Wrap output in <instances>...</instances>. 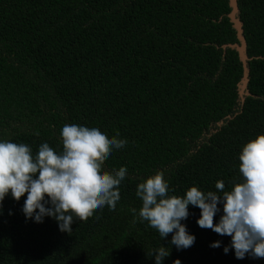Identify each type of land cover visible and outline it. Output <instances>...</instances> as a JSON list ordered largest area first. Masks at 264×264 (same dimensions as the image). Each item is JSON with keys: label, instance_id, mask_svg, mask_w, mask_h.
<instances>
[{"label": "trees", "instance_id": "16d2710c", "mask_svg": "<svg viewBox=\"0 0 264 264\" xmlns=\"http://www.w3.org/2000/svg\"><path fill=\"white\" fill-rule=\"evenodd\" d=\"M238 5L249 57L244 102L239 55L224 50L239 43L230 0H0V141L25 143L33 155L43 143L61 152L65 124L128 141L104 162L109 172L128 169L115 210L74 216L70 234L53 217L29 219L27 196L9 194L0 264H155L162 246L163 264H264L237 259L232 238L201 228L191 205L181 223L196 239L177 249L173 234L163 239L139 217L136 195L157 171L177 196L242 181V147L264 134V0Z\"/></svg>", "mask_w": 264, "mask_h": 264}, {"label": "clouds", "instance_id": "9594fccd", "mask_svg": "<svg viewBox=\"0 0 264 264\" xmlns=\"http://www.w3.org/2000/svg\"><path fill=\"white\" fill-rule=\"evenodd\" d=\"M35 135L39 136V132ZM119 132L109 137L96 127L65 124L61 130L62 151L48 143L33 155L25 143L0 141V208L11 194L19 201L25 195L23 212L29 219L43 222L45 216L57 220L61 232H72L73 217L87 221L96 210L109 206L115 210L121 199L119 186L128 169L106 171L104 162L113 149L124 148L128 141L118 139ZM242 181L225 191L223 180L217 181V191H202L193 186L182 196L169 195V183L163 171H157L140 183L136 195L142 200L139 217L158 231L161 238L173 234L171 244L177 249L193 246L196 237L190 235L181 222L189 217V206L201 210L198 225L221 236L232 238L231 248L237 259L251 255L264 259V134L247 142L239 155ZM50 203L51 207H46ZM223 205L219 223L215 217ZM135 215L136 209H131ZM212 247H219L216 242ZM225 253L229 248L224 249ZM155 264H163L170 255L165 247L155 252ZM174 264H181L177 259Z\"/></svg>", "mask_w": 264, "mask_h": 264}, {"label": "water", "instance_id": "95a60500", "mask_svg": "<svg viewBox=\"0 0 264 264\" xmlns=\"http://www.w3.org/2000/svg\"><path fill=\"white\" fill-rule=\"evenodd\" d=\"M230 6L232 8V11L229 14V19L232 22L234 29L236 30L237 40L239 43L226 45L224 46V50L231 49V50L236 51L239 55V58H240V61L243 67V79L241 80L239 84V96L242 102H244L245 101L244 97L247 95L246 91H247V87L249 84V69H248L249 57L247 55L248 44L244 36L243 23L238 18V15L240 12L238 0H230Z\"/></svg>", "mask_w": 264, "mask_h": 264}]
</instances>
